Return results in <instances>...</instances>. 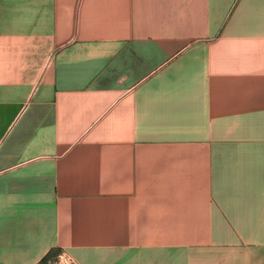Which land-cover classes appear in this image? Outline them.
I'll return each mask as SVG.
<instances>
[{
	"label": "crops",
	"instance_id": "crops-1",
	"mask_svg": "<svg viewBox=\"0 0 264 264\" xmlns=\"http://www.w3.org/2000/svg\"><path fill=\"white\" fill-rule=\"evenodd\" d=\"M50 251L264 264V0H0V264Z\"/></svg>",
	"mask_w": 264,
	"mask_h": 264
},
{
	"label": "rangeland",
	"instance_id": "rangeland-1",
	"mask_svg": "<svg viewBox=\"0 0 264 264\" xmlns=\"http://www.w3.org/2000/svg\"><path fill=\"white\" fill-rule=\"evenodd\" d=\"M42 264H74V263L68 260L67 258L63 257L61 253H57L56 255L51 257L50 260Z\"/></svg>",
	"mask_w": 264,
	"mask_h": 264
},
{
	"label": "trees",
	"instance_id": "trees-1",
	"mask_svg": "<svg viewBox=\"0 0 264 264\" xmlns=\"http://www.w3.org/2000/svg\"><path fill=\"white\" fill-rule=\"evenodd\" d=\"M53 252L52 251H50L42 260H41V262L39 263V264H42V263H44V262H47L48 260H50L51 259V257L53 256Z\"/></svg>",
	"mask_w": 264,
	"mask_h": 264
},
{
	"label": "built area",
	"instance_id": "built-area-1",
	"mask_svg": "<svg viewBox=\"0 0 264 264\" xmlns=\"http://www.w3.org/2000/svg\"><path fill=\"white\" fill-rule=\"evenodd\" d=\"M64 257V256H63ZM66 258V257H65ZM68 259V258H67ZM69 260V259H68Z\"/></svg>",
	"mask_w": 264,
	"mask_h": 264
}]
</instances>
